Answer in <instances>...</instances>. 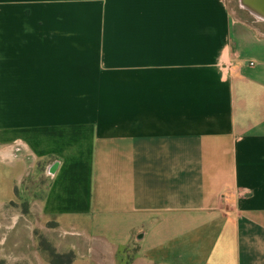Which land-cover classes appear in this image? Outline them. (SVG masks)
<instances>
[{
    "label": "crops",
    "instance_id": "crops-1",
    "mask_svg": "<svg viewBox=\"0 0 264 264\" xmlns=\"http://www.w3.org/2000/svg\"><path fill=\"white\" fill-rule=\"evenodd\" d=\"M262 5L0 0V264H264Z\"/></svg>",
    "mask_w": 264,
    "mask_h": 264
},
{
    "label": "rangeland",
    "instance_id": "rangeland-1",
    "mask_svg": "<svg viewBox=\"0 0 264 264\" xmlns=\"http://www.w3.org/2000/svg\"><path fill=\"white\" fill-rule=\"evenodd\" d=\"M231 1H232V4L235 5L236 0H231ZM25 241H28L27 238H25ZM28 244H30V243H27L26 246ZM45 246L48 249H46ZM37 247H38V249L41 252H44V253L47 252L49 254V257H48L49 258V262H48V264H63L66 261V259H67L65 257L66 255H69V256L72 255L73 256V254L71 252H68L65 255H60L59 258H51L50 251H52V253H54V251L51 250L49 248V246L47 245V243L45 242V240L41 236H38V235H37ZM28 253L31 255L32 254V251L30 250ZM85 257L89 258L90 257V254L85 253Z\"/></svg>",
    "mask_w": 264,
    "mask_h": 264
},
{
    "label": "trees",
    "instance_id": "trees-1",
    "mask_svg": "<svg viewBox=\"0 0 264 264\" xmlns=\"http://www.w3.org/2000/svg\"><path fill=\"white\" fill-rule=\"evenodd\" d=\"M45 248L48 249L46 246H45ZM50 254H51V258H59L60 257L58 255H55V253H52V251H50ZM65 257L67 259H66V261L63 264H69L71 262L73 256L72 255H70V256L69 255H66Z\"/></svg>",
    "mask_w": 264,
    "mask_h": 264
},
{
    "label": "bare ground",
    "instance_id": "bare-ground-1",
    "mask_svg": "<svg viewBox=\"0 0 264 264\" xmlns=\"http://www.w3.org/2000/svg\"><path fill=\"white\" fill-rule=\"evenodd\" d=\"M260 10H264V9H263V5H262V7L260 8ZM254 11L256 12V10H254ZM251 12H252V11H251ZM252 13H254V12H252ZM261 13H262V12H261ZM263 13H264V12H263ZM254 14H255L257 17L261 18L260 15H258L257 13H254ZM262 19H263V18H262Z\"/></svg>",
    "mask_w": 264,
    "mask_h": 264
}]
</instances>
